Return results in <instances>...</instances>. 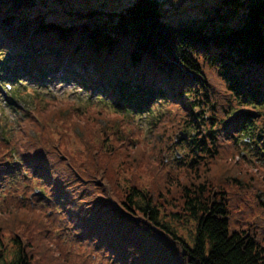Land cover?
Listing matches in <instances>:
<instances>
[{
  "label": "trees",
  "instance_id": "obj_1",
  "mask_svg": "<svg viewBox=\"0 0 264 264\" xmlns=\"http://www.w3.org/2000/svg\"><path fill=\"white\" fill-rule=\"evenodd\" d=\"M213 1L192 3L182 18L166 13L163 0H128L119 10L101 0L70 11L68 23L35 11L46 0H0V81L16 96L25 84L44 90L54 81L73 84L86 97L55 123L78 127L86 134H79L80 144L88 142L86 152L76 149L83 156L73 160L76 176L66 164L70 157L55 155L61 131L54 137L51 127L26 116L18 129L38 136H28L26 151L25 138L17 144L21 167L9 165L12 155L1 153L8 150L1 140L0 264H75L72 257L97 256L106 264H264V237L254 224L245 228L230 217L220 186L252 178L264 198V181L233 165L242 154L264 162V0ZM91 105L118 113L121 125L147 119L143 146L151 149L121 128L90 133L92 122L81 114ZM166 106L175 113L169 123L188 133L178 143L185 153L170 167L160 149L174 152L177 143L166 129L162 140L152 137ZM219 159L233 161L224 176ZM126 165L148 166L149 186L131 180L120 191L115 175ZM18 178L36 184L41 195L1 192ZM174 223L191 227L186 237ZM66 242L78 257L68 255Z\"/></svg>",
  "mask_w": 264,
  "mask_h": 264
},
{
  "label": "rangeland",
  "instance_id": "obj_2",
  "mask_svg": "<svg viewBox=\"0 0 264 264\" xmlns=\"http://www.w3.org/2000/svg\"><path fill=\"white\" fill-rule=\"evenodd\" d=\"M163 1L164 6L166 7V13L170 14L175 12L176 14H180L182 18L186 14L191 13V11L194 10L192 9V7H194L192 6V3L196 5V7L200 8L205 3L214 2L213 0ZM85 3L91 6L98 7L99 5H101V0H63V2L61 3H55L52 2V0H46V3L44 5L38 4L35 8V11H38L39 13H46V18L48 20L65 21L69 23V17L72 15L70 14V11H82L85 8ZM104 3L109 9L112 8L113 10H119L121 7L127 5L128 0H104ZM22 82L24 83L25 80ZM11 91H5L0 85V142L2 140L5 144L8 145V150H5L4 148L1 153L9 151L10 155H12L9 165H12L13 167H21L22 165L19 162L20 160L15 154L16 149H18L17 144H20V140L22 138H25L23 145L26 146H24L21 151H26L29 145L28 138H35V136H38V134L31 130L25 132L26 127L23 128L24 131L18 129L21 122L25 120L26 116H29L37 125H40L41 127L43 125L47 126L48 128L51 127V133L54 137H57L58 131H61L62 137L59 136V138H56V142H58L61 138L64 140L62 141V145H60V151L59 149H55V155L59 159H64L65 162H70L71 160L72 163H66L69 167V171L78 176V165L73 162V160L82 161L81 158H83V156H79L76 149H80L81 153L86 152L85 150L88 142H85L81 145L79 137V134L83 135L84 137H86V134L85 132H83V130L79 129L76 126L72 128L71 126L66 127L55 123V118L58 113H60L62 117H67L71 113L72 107L78 105L79 102L77 99H83L86 97V95L84 97L82 91L78 93L73 84L58 81H54L45 90L39 87H31L28 84L19 86V91H21V94L18 93L17 96L12 95ZM75 98L77 101L75 100ZM53 101H57L59 103L58 106H56V108L50 112H45L48 104L52 103ZM166 107L167 109H163L161 113V118L163 117L164 122L162 121L160 123V130L158 132H155L152 137L156 140L158 138L162 140L163 138H165L162 132L164 129H166L167 134L172 135V141L174 142L175 135L178 133H185V130L180 127L182 125L177 121H175L173 124L169 123V119L173 118L171 114L175 115V113L173 112V110H170L169 106ZM121 114L124 115L125 113L122 112ZM81 115H85V119L88 120V122H92L90 124V127L88 128L90 133H92L95 129L100 130L102 128H105L106 131H110L111 127L121 128L122 130L126 131L129 140L140 143L143 149H151V147L148 145L143 146L150 133L145 126V124L147 123V119L141 118L138 120L137 118H135L139 122V124L135 125L134 127L121 125L119 119L120 115L118 113L110 110H104L102 107H97L96 105H91V107H89V109ZM178 124L180 125L179 127ZM186 134L187 136L185 139L175 141L177 144L175 146L176 149L174 152L172 150L164 149L162 151V148L160 149L161 155L163 154L164 159L166 160V166L170 167L174 164L175 159L182 158L183 154L186 151V148L182 149L183 144L178 145V143L188 139V133ZM2 135L7 136V138L11 141H9L7 138L2 139ZM40 148L42 149L44 148V146L41 145ZM87 151H89V149ZM151 157L153 158L154 156L151 155ZM219 160H223V166L221 167L222 170H219L220 175H218L224 176L223 173L228 169L225 166H229L228 163L233 161L224 159ZM233 160L239 161V166L235 165V163L233 162L236 172H243L245 173V175L253 174V176H255L258 181H264V162L262 160H259L252 155L247 156L245 154L238 156L234 155ZM173 169L174 168H172L171 170ZM211 171H213L212 168ZM13 178H16L15 173ZM115 179L117 181L118 189L120 191H123L127 188L131 180H135L141 183L143 187L147 188L150 184L152 176L148 170V166L135 167L126 165L118 168ZM13 182L14 181H10L9 185L6 184L5 189H3L1 192L6 191L8 194L16 195L20 199H23L24 196H29V198H31L34 194L38 193L41 195V190H39L36 184L28 185L24 181H21L19 178L17 183ZM258 185L259 184H256V182L253 181L252 178L249 179L248 182H246V180H244L242 177H237V180L235 181L231 180L229 182H226L224 186L220 184L225 193V196L227 197L226 202L229 205L230 217L232 219H238V223H243L245 225V228H247V226L250 227V225L254 224L255 226L252 228H256L257 232L255 233L257 234V236L260 237L262 235L264 237V198L262 196L257 197V194L259 193ZM28 186L31 188V193L26 190ZM47 194L49 193L45 190V195ZM256 199L258 201H256ZM42 203V207L45 205L47 206V204H44V202ZM48 212L51 214L53 211L52 209H50L48 210ZM12 214V220L14 222L18 218L17 215H14V213ZM174 226L177 228L178 233H180L184 237H186L188 234V228L191 229L190 226L187 227V225L183 223H174ZM54 235L63 237L58 229L54 230ZM8 238L9 237L7 236V242ZM67 247L70 250V252L68 253L70 257L72 254L76 255L75 249L71 244L67 243ZM9 250H12V248H9ZM71 259L75 264H106L108 262L100 261L98 256L94 260H91L89 258H80L78 260L74 257H72ZM178 264H182L181 260H179Z\"/></svg>",
  "mask_w": 264,
  "mask_h": 264
},
{
  "label": "water",
  "instance_id": "obj_3",
  "mask_svg": "<svg viewBox=\"0 0 264 264\" xmlns=\"http://www.w3.org/2000/svg\"><path fill=\"white\" fill-rule=\"evenodd\" d=\"M187 136L186 132L185 133H178L175 135V141L180 140V139H185Z\"/></svg>",
  "mask_w": 264,
  "mask_h": 264
}]
</instances>
